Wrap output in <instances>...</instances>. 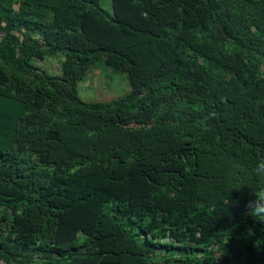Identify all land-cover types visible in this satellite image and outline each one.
Returning <instances> with one entry per match:
<instances>
[{
	"label": "trees",
	"instance_id": "trees-1",
	"mask_svg": "<svg viewBox=\"0 0 264 264\" xmlns=\"http://www.w3.org/2000/svg\"><path fill=\"white\" fill-rule=\"evenodd\" d=\"M101 1L0 0V264H264V0Z\"/></svg>",
	"mask_w": 264,
	"mask_h": 264
},
{
	"label": "rangeland",
	"instance_id": "rangeland-1",
	"mask_svg": "<svg viewBox=\"0 0 264 264\" xmlns=\"http://www.w3.org/2000/svg\"><path fill=\"white\" fill-rule=\"evenodd\" d=\"M100 6L109 9V2L103 0ZM61 56L46 57L42 61H35V64L50 74H60ZM129 90L126 73L123 70H113L107 67L103 60H95L87 69L84 79L77 88L78 97L84 102H112L122 98ZM53 228L46 224L39 237L46 242L50 239ZM81 242V238H79ZM213 261L218 259L219 253H212Z\"/></svg>",
	"mask_w": 264,
	"mask_h": 264
},
{
	"label": "clouds",
	"instance_id": "clouds-1",
	"mask_svg": "<svg viewBox=\"0 0 264 264\" xmlns=\"http://www.w3.org/2000/svg\"><path fill=\"white\" fill-rule=\"evenodd\" d=\"M253 172L257 177L264 179V159L257 162ZM252 196L254 198L250 199L245 206L247 213L264 221V188L258 189L254 194L252 193Z\"/></svg>",
	"mask_w": 264,
	"mask_h": 264
}]
</instances>
